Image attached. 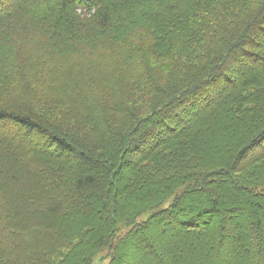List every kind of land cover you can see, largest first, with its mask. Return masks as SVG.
Returning a JSON list of instances; mask_svg holds the SVG:
<instances>
[{"label": "trees", "instance_id": "16d2710c", "mask_svg": "<svg viewBox=\"0 0 264 264\" xmlns=\"http://www.w3.org/2000/svg\"><path fill=\"white\" fill-rule=\"evenodd\" d=\"M261 144L264 0H0V264H264Z\"/></svg>", "mask_w": 264, "mask_h": 264}, {"label": "rangeland", "instance_id": "374dc122", "mask_svg": "<svg viewBox=\"0 0 264 264\" xmlns=\"http://www.w3.org/2000/svg\"><path fill=\"white\" fill-rule=\"evenodd\" d=\"M41 35H43V31H41V28H39V30L37 31L33 41L36 39V37L39 38ZM32 42L30 40H27L25 43L23 42V44L27 48H30L31 46L34 45V43H32ZM243 242H246V240H243ZM106 253H108L107 250H105V251H103V253L99 254L98 257L95 258V260L93 261L92 264H107L109 259H108V256L106 255Z\"/></svg>", "mask_w": 264, "mask_h": 264}, {"label": "snow or ice", "instance_id": "6c2138e0", "mask_svg": "<svg viewBox=\"0 0 264 264\" xmlns=\"http://www.w3.org/2000/svg\"><path fill=\"white\" fill-rule=\"evenodd\" d=\"M260 150H261V151H264V144H261V145H260Z\"/></svg>", "mask_w": 264, "mask_h": 264}]
</instances>
